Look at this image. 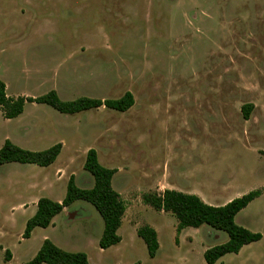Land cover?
<instances>
[{
  "label": "rangeland",
  "instance_id": "obj_1",
  "mask_svg": "<svg viewBox=\"0 0 264 264\" xmlns=\"http://www.w3.org/2000/svg\"><path fill=\"white\" fill-rule=\"evenodd\" d=\"M63 1L90 3L88 14L73 22L66 9L54 15L48 3ZM72 47L91 50L68 64V74L60 70L55 81L53 73ZM0 80L11 98L52 90L62 101L118 99L126 92L134 98L124 113L102 107L65 115L26 103L20 116L6 120L0 111V148L5 139L32 152L58 143L64 148L48 168L0 166V264L30 261L44 237L64 251L86 254L89 264H206L204 251L225 243V233L204 225L177 236L176 218L141 200L153 186L137 181L138 172L163 163L167 144L174 150L171 166L191 171L171 180L181 179V189L198 187L209 202L264 187V0H0ZM245 105L253 106L247 121ZM184 115H192L197 127L205 122L213 135L199 131L195 141L176 139ZM89 149L101 165L121 171L113 179L126 204L121 242L99 249L103 221L84 201L70 205L54 228H37L23 239L42 194L62 201L73 174L81 189L93 186L83 170ZM56 169L61 177L45 182ZM238 223L262 239L216 264H264V195L239 214ZM142 225L157 232L159 250L152 259L136 235Z\"/></svg>",
  "mask_w": 264,
  "mask_h": 264
},
{
  "label": "trees",
  "instance_id": "obj_2",
  "mask_svg": "<svg viewBox=\"0 0 264 264\" xmlns=\"http://www.w3.org/2000/svg\"><path fill=\"white\" fill-rule=\"evenodd\" d=\"M26 103L44 104L65 115L102 107L124 113L133 107L134 98L131 93L126 92L118 99L99 100L81 97L73 101H62L53 90L37 98H11L7 96L5 84L0 80V111L4 119L11 120L20 116ZM252 109V105L241 108L245 121L249 119ZM61 149L62 145L58 143L44 151L32 152L5 140L0 148V166L19 163L46 168L56 161ZM83 170L93 178V186L90 189H81L76 185L74 176H70L61 202H54L45 197L39 198L35 214L25 224L23 239H29L36 228H48L53 218L64 208L76 201H84L94 207L103 221V232L98 241L99 249L107 250L121 242L117 232L122 224L126 204L112 186V179L117 170L101 165L94 149L86 152ZM262 194L263 189L252 190L223 206H212L196 195L174 190H164L162 193L147 192L142 194L141 200L145 206L156 212L170 213L174 216L177 220L176 235L186 228L198 229L204 225L225 233L227 236L225 243L208 248L203 253L206 264H216L225 255H237L243 247L262 239L261 234L251 232L235 223L237 214ZM136 235L145 244L149 258H154L159 250L156 231L149 225H142L136 230ZM6 255L7 258L10 257L9 252H6ZM24 264H89V261L86 254L64 251L46 239L35 256Z\"/></svg>",
  "mask_w": 264,
  "mask_h": 264
},
{
  "label": "crops",
  "instance_id": "obj_3",
  "mask_svg": "<svg viewBox=\"0 0 264 264\" xmlns=\"http://www.w3.org/2000/svg\"><path fill=\"white\" fill-rule=\"evenodd\" d=\"M48 4H51V7H49V8H54V9H56V11L54 12V15H59L60 14V11H57V9H59V8H63V9H66V10H68L69 12H70V14H72V17L73 18H71L70 19V21L71 22H73V21H75V20H77V19H75L76 17L78 18V19H80V20H83V19H81V18H83V15L85 14V15H87L88 13H87V8L88 7H90V3H88V2H80V1H63V2H53V3H48ZM103 7H109V5H107V6H105V3H100ZM110 4H112V3H110ZM105 13H109V12H107V11H104ZM102 30H103V28H102V26H96L95 27V29H94V31H101L102 32ZM66 31V33H69L67 30H65ZM77 32H79V31H75V33H77ZM91 49H90V47H88V48H76V47H72V49H69L67 52H66V59H64L63 60V62L60 64V66L57 68L58 70H56V71H54L55 73H53L54 74V78H55V81H58L60 78H58L59 77V72H60V70H65V72H66V74H68L69 72H70V70H72V68H70L69 66H68V64L70 63V62H73L74 61V59L76 58V57H80V56H83V55H85L87 52H89ZM78 61V60H77ZM78 66H80L79 64H78ZM74 70V69H73ZM75 71V70H74ZM92 76V75H91ZM8 96V95H7ZM185 116V118H184V120L182 121V127L183 128H180V130L179 131H177L176 133H175V138L176 139H178V140H182V135H184V136H186L187 138H189V139H192L193 141H195L193 138H192V136L193 135H196V133L197 132H199V131H201L205 136H211V135H213V133L211 132V129L209 128V125H207L205 122H204V124L202 125V127H197L196 125L198 124L197 123V120L195 121L194 120V118H193V116L192 115H184ZM218 116H220L221 117V119H222V116L223 115H218ZM191 117V118H190ZM7 120V119H6ZM194 124L195 126H196V129L194 128H192L191 127V124ZM184 128H186L184 131H183V129ZM224 131V130H223ZM191 137V138H190ZM5 140H8V139H5ZM10 141V140H9ZM11 143H13L12 141H10ZM14 144V143H13ZM64 148H63V146H62V149H61V151L63 150ZM165 155H166V160L163 162V163H161V164H153V165H151L150 167H142V168H140V171L138 172V175H139V177L138 178H140V179H137V181H142V182H144L145 184H147L146 186H149L148 184H151L152 186H153V189H151L152 191H147V192H156V193H162L164 190H174V191H178V192H182V193H185V194H192V195H196V196H198L201 200H203L206 204H209V205H212V206H223V205H225V204H227L228 202H230L231 200H233V199H235L236 197H238L239 195H235V196H230V197H228V198H214L213 199V202H209V201H207V199L205 198V196L202 194V192L199 190V188L198 187H196V186H191V187H188L186 190L185 189H181V187L178 185V180H181V179H178V180H175V181H172L171 179H172V176H178V177H181V178H183L185 175H190L191 174V171H184L183 170V168H177V167H173V166H171V162L168 160V158L170 157V156H172V154L174 153V150H173V148L171 147V146H169L168 144L165 146ZM60 154H61V152H60ZM59 154V155H60ZM59 157V156H58ZM57 157V158H58ZM57 160V159H56ZM56 162V161H55ZM54 162V163H55ZM53 163V164H54ZM184 163H186V162H182V164H184ZM52 164V165H53ZM187 164H191L189 161L187 162ZM26 165H29V164H26ZM52 165H50V166H52ZM49 166V167H50ZM42 168V167H41ZM46 168H48V167H46ZM151 170L152 171V174H151V178H149V177H146V176H148L149 174H148V170ZM59 171H61V170H59V169H56L55 170V172H54V174H50L49 176H48V178H46V180H45V182H47L48 181V179L49 180H53V181H56V180H58V178H60L61 176H59ZM118 174H121V171L120 170H117V173L113 176V179H114V177L116 176V175H118ZM73 176H74V179H75V183H76V185L80 188V186H79V180L77 179V175H75V174H73ZM83 176H85V181L86 180H88V182H90V178L86 175V174H84ZM69 179V178H68ZM68 179H67V182H68ZM113 179H112V186H113ZM185 179H186V177H185ZM125 183L127 182L128 183V181L127 180H129V178H128V176H126L125 175V177H124V179H122ZM90 184V183H89ZM130 184V183H129ZM162 185V184H165V186L162 188V189H155L156 187V185ZM35 185V183H32L30 186H34ZM38 187V186H37ZM114 188V187H113ZM221 188L223 189V191H228V189H227V186L225 185V186H221ZM259 189H263V194L262 195H264V187H262V188H259ZM30 190V189H29ZM148 190V189H147ZM256 190V189H255ZM31 191V190H30ZM45 193V191H43V190H41L39 193ZM43 195V194H42ZM41 195V196H42ZM261 195V196H262ZM39 197V198H42V197ZM240 196H242L241 194H240ZM38 198V199H39ZM45 198H48V199H50V200H52L53 201V199L51 198V197H49V196H47V197H45ZM38 199L35 201V204L33 205V206H35L36 205V203H37V201H38ZM55 202V201H54ZM61 202V201H60ZM253 202V201H252ZM248 207V206H247ZM246 207V208H247ZM245 208V209H246ZM26 210H30L29 208L28 209H26ZM25 210V211H26ZM66 210H68V207L67 208H64L63 209V211L60 213V214H58L57 216H55L54 218H53V220H52V223H51V225L48 227V228H54L53 227V225L55 224V220H56V218L59 216V215H61V214H63V213H65V211ZM244 210V209H243ZM242 210V211H243ZM241 211V212H242ZM36 212V211H35ZM35 212L33 211L32 212V214H31V216H30V218L35 214ZM241 212H239L238 214H237V216L235 217V223L237 224V225H239V226H241V227H243V228H246L245 226H242V225H240L239 223H238V218H239V214L241 213ZM29 218V219H30ZM177 226V225H176ZM48 228H46V229H48ZM153 228V227H152ZM37 229V228H36ZM154 229V228H153ZM187 229V228H186ZM186 229H184V230H182L177 236H181L182 235V233L185 231L186 232ZM247 229V228H246ZM155 230V229H154ZM213 230V229H212ZM248 230V229H247ZM34 231V230H33ZM156 231V230H155ZM250 231V230H249ZM252 232V231H251ZM118 233V232H117ZM157 233V232H156ZM175 233H176V228H175ZM254 233H257V232H254ZM32 235V234H31ZM262 236V235H261ZM157 238H158V236H157ZM46 239H48L47 237H44L43 238V240H42V243H43V241L44 240H46ZM207 250V249H206ZM242 250V249H241ZM241 252V251H240ZM239 252V253H240ZM238 253V254H239ZM237 254V255H238ZM222 259V258H221ZM220 259V260H221ZM219 260V261H220ZM218 261V262H219ZM221 263H222V260L220 261Z\"/></svg>",
  "mask_w": 264,
  "mask_h": 264
}]
</instances>
